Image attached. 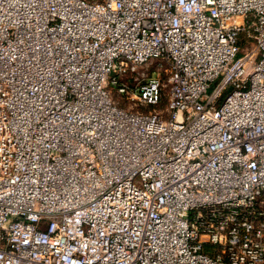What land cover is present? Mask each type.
I'll return each instance as SVG.
<instances>
[{"label": "built area", "instance_id": "obj_1", "mask_svg": "<svg viewBox=\"0 0 264 264\" xmlns=\"http://www.w3.org/2000/svg\"><path fill=\"white\" fill-rule=\"evenodd\" d=\"M0 264H264V0H0Z\"/></svg>", "mask_w": 264, "mask_h": 264}, {"label": "rangeland", "instance_id": "obj_2", "mask_svg": "<svg viewBox=\"0 0 264 264\" xmlns=\"http://www.w3.org/2000/svg\"><path fill=\"white\" fill-rule=\"evenodd\" d=\"M111 96L118 102L119 105L124 107L128 106L132 102L131 100L122 97V94L117 93L114 90L111 91ZM164 103H165V93H162L160 101L157 102L153 107L155 109H161L163 108Z\"/></svg>", "mask_w": 264, "mask_h": 264}]
</instances>
